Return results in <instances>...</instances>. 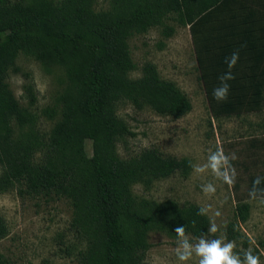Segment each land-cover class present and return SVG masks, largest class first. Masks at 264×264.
I'll return each mask as SVG.
<instances>
[{
  "label": "trees",
  "instance_id": "obj_1",
  "mask_svg": "<svg viewBox=\"0 0 264 264\" xmlns=\"http://www.w3.org/2000/svg\"><path fill=\"white\" fill-rule=\"evenodd\" d=\"M0 0V193L54 195L70 201L72 228L85 241L78 264H147L150 233L177 240L174 229L186 226L193 237L207 234L209 219L197 215L200 206L173 200L136 198L131 186L149 188L155 180L176 173L187 175L186 159L144 149L121 159L116 143L134 136L115 114V103L129 101L177 120L191 111V103L175 83L159 77L146 63L135 70L128 38L161 27L164 38L174 29L164 24L172 16L189 29L197 69L210 115H240L264 110V0ZM239 49L232 69L235 79L227 101L217 102L213 88L227 70L225 57ZM19 53L31 56L48 73L62 70L54 109L57 120L46 141L33 134V115L9 90V72ZM30 104L35 98L28 87ZM41 158L36 162V153ZM249 207L241 204L236 216L244 222ZM193 221L195 224L193 225ZM7 227L0 217V240ZM227 239L238 235L234 225ZM3 263V261H1Z\"/></svg>",
  "mask_w": 264,
  "mask_h": 264
},
{
  "label": "rangeland",
  "instance_id": "obj_2",
  "mask_svg": "<svg viewBox=\"0 0 264 264\" xmlns=\"http://www.w3.org/2000/svg\"><path fill=\"white\" fill-rule=\"evenodd\" d=\"M93 8L95 11L106 10L108 2L98 0ZM164 24L174 29L169 38L163 37L161 27L129 36V53L136 67L129 77L139 78L141 67L152 63L161 79L175 83L186 95L191 111L173 120L147 106L138 110L127 100L116 102L115 114L134 134L116 143V153L126 160L144 149L153 148L178 160L186 159L192 166L204 163L210 151L223 148L225 153L234 152L238 157L233 161L237 178L234 185H228L210 172L197 176L191 168L185 176L176 173L167 179L155 180L149 188L141 183L134 184L131 192L138 199L155 202L173 200L180 205L194 203L200 207L211 204L213 211L221 213L219 217L211 213L207 216L220 228L216 235L226 234L228 226L233 224L238 235L234 240L236 250L251 247L264 264V205L251 201L248 196L253 180L257 176L264 177V110L212 117L188 27L176 23L172 16L166 17ZM15 65L20 71L9 72L6 83L19 105L33 115V134L46 141L60 118L57 109L52 119L47 117L46 110L55 107L62 70L52 68L48 73L33 57L22 53L18 54ZM28 87L35 98L33 104L26 92ZM41 154L40 151L36 153V162ZM207 182L214 183L217 188L210 198L201 191V185ZM241 204L249 207L244 222L236 216ZM0 217L8 231L0 240V264L79 263V253L84 251L86 244L72 228L74 212L68 199L19 194L18 189L13 188L0 193ZM148 242L151 247L147 252V264H179L175 255L176 240L153 232L149 234ZM188 264H197L196 258Z\"/></svg>",
  "mask_w": 264,
  "mask_h": 264
},
{
  "label": "clouds",
  "instance_id": "obj_3",
  "mask_svg": "<svg viewBox=\"0 0 264 264\" xmlns=\"http://www.w3.org/2000/svg\"><path fill=\"white\" fill-rule=\"evenodd\" d=\"M239 60V49L234 50L229 56L225 57L227 70L218 76V85L213 88L212 96L217 102H225L230 92V81L235 79L232 69ZM238 157L234 152L225 153L223 148L210 151L206 161L202 164L192 165L193 173L197 176L211 173L213 177L228 185L236 183L237 171L233 161ZM264 177L257 176L248 192L251 201L264 205ZM202 193L207 197H212L216 191V185L207 182L201 185ZM214 217L221 215L219 210L213 211L211 204L199 207L197 215ZM195 221H193V225ZM176 240L175 255L179 264H188L190 260L196 258L197 264H262L261 258L251 247L242 248L239 252L236 241L228 240L226 234L217 236L220 228L214 219H210L207 234L200 233L193 237L188 233L186 226H177L174 229ZM215 237V238H210Z\"/></svg>",
  "mask_w": 264,
  "mask_h": 264
}]
</instances>
